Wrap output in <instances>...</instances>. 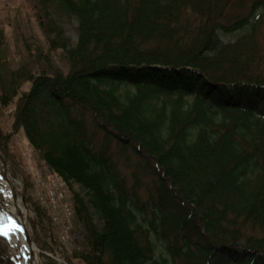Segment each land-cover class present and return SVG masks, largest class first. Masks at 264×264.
<instances>
[{
    "label": "trees",
    "instance_id": "trees-1",
    "mask_svg": "<svg viewBox=\"0 0 264 264\" xmlns=\"http://www.w3.org/2000/svg\"><path fill=\"white\" fill-rule=\"evenodd\" d=\"M240 1L38 0L48 51L60 50L69 71L0 73V122L6 109L10 119L0 152L16 166L9 148L24 131L63 185L90 192L104 227L74 196L82 249L65 254L68 263L264 264V0ZM55 17L77 21L74 47ZM91 132L134 160L156 192L142 201L135 172L127 188L116 161L92 150ZM26 199L43 232L33 242L52 252L49 219Z\"/></svg>",
    "mask_w": 264,
    "mask_h": 264
},
{
    "label": "rangeland",
    "instance_id": "rangeland-1",
    "mask_svg": "<svg viewBox=\"0 0 264 264\" xmlns=\"http://www.w3.org/2000/svg\"><path fill=\"white\" fill-rule=\"evenodd\" d=\"M236 1L241 2L240 0ZM37 3L38 0H0V73H2L6 79L10 77L11 73L44 72L48 75H52L56 73V71H61L64 74L69 71V66L64 61L60 50L55 52L48 51L46 38L40 29L39 22L37 20V16L39 14L37 9L38 7L36 8ZM55 19L64 32V38L67 41L68 47H74L77 42V21L74 18L66 17H55ZM262 29L263 28L260 30L263 33ZM245 32L246 30L239 31L234 35H221V39L223 43H232ZM259 36L260 35L258 34V41L260 39ZM259 44L262 45L261 42ZM1 83L2 82L0 81V89L2 86ZM17 84L20 85V90H27L29 88V84L23 83L22 79H18ZM117 90L119 93H123L128 90V87L127 85H122ZM159 96H161L164 100L167 99L164 94H160ZM15 100L16 98L13 99L12 103L9 105V110H11L10 108H13ZM6 110H4L3 119L0 122V129L3 132L9 131L10 127V119L7 118ZM52 110L53 109L51 108H47L42 112V119L40 118L39 121L41 128H43V121L49 119V113L51 114V112H53ZM67 110L70 119L75 120L78 118V115H76L74 111L75 109L68 107ZM84 119L85 121L89 120L88 115L85 116ZM49 126L51 125L49 124ZM46 130L47 129H45V131ZM132 132L134 134L137 133L135 130ZM89 136L92 139L91 148L93 151L105 152L111 159H113V161H116L119 176L123 178L127 188L132 185L134 180L133 176L131 175L132 172H135L136 176L146 183L141 188L142 190L138 191V196L142 199V201H145L149 196V192L146 191V189H151L153 192H156V187L150 183V176H148L147 173L141 171L137 167L134 160L128 161L124 155L115 151L112 146L104 145L98 135H93L91 132L89 133ZM9 151L11 152V155L14 156V162L18 167L14 166V164L10 162L12 157L11 159L7 158L1 152L0 167L3 173H6L8 179L14 184V192L16 197L23 202L25 228L30 240L33 242L34 238H38L40 241H42L43 232L36 224L38 221L35 219L34 208L32 204L26 199L27 197L31 196L32 191L25 185V174L28 173L34 182L35 179L38 178L39 172H43V176H47L48 169L46 165L40 160L39 153L33 151V148L29 144L24 131H20L14 135ZM56 176L52 175V177H47L46 182H43L44 187H49L50 185L56 184L57 187L60 186L61 188L66 189L69 200L76 196L80 201H82V203L85 204L93 226L98 232H102L104 221L99 216L97 211L94 210L93 205L90 202L92 198L90 192L83 187L81 188L77 186L75 183H71L69 187H66L65 185L60 184V179ZM2 188L3 186L0 183V189ZM0 197H2V194H0ZM252 204L250 206L248 205L249 207H243L244 210L246 208V210L249 208L251 209ZM236 207L238 209L241 208V206ZM0 214H2L0 215V224H2L5 222V217L1 210ZM213 216L214 215L212 214L211 218L208 217L209 222L212 221ZM33 223L36 224L35 227H33ZM75 232L77 235L78 233L76 230ZM35 246L39 249L38 245L35 244ZM59 249L60 248L57 247V245L53 246L52 256L56 259H59L58 256H62V252ZM8 256L9 243L4 237H0V258L6 260ZM38 258L39 264H43L44 260L41 258L40 254H38ZM72 261L73 263L82 264L81 262H78L74 259Z\"/></svg>",
    "mask_w": 264,
    "mask_h": 264
},
{
    "label": "bare ground",
    "instance_id": "bare-ground-1",
    "mask_svg": "<svg viewBox=\"0 0 264 264\" xmlns=\"http://www.w3.org/2000/svg\"><path fill=\"white\" fill-rule=\"evenodd\" d=\"M3 171L0 167V183L3 186V194L0 197V210L4 217H11L16 224L20 226L22 231H17L11 236L9 243V264H39L38 261V248L34 244H28L25 240V221H24V208L23 202L19 198L12 197V190L14 184L8 179V177H2ZM11 194L10 196L8 194ZM72 215L62 214L59 216L57 225H67L76 227L77 221L71 217ZM9 221L5 219V222L0 225V229L5 228ZM52 231L54 227L51 228Z\"/></svg>",
    "mask_w": 264,
    "mask_h": 264
},
{
    "label": "built area",
    "instance_id": "built-area-1",
    "mask_svg": "<svg viewBox=\"0 0 264 264\" xmlns=\"http://www.w3.org/2000/svg\"><path fill=\"white\" fill-rule=\"evenodd\" d=\"M46 199L48 206L54 210V211H61L63 214L66 215H71L70 213V209L67 206V204H65L63 202V196L61 193H59L58 191H56L53 188H50L46 191L45 195L40 196V200ZM54 220H57L56 218H54Z\"/></svg>",
    "mask_w": 264,
    "mask_h": 264
},
{
    "label": "snow or ice",
    "instance_id": "snow-or-ice-1",
    "mask_svg": "<svg viewBox=\"0 0 264 264\" xmlns=\"http://www.w3.org/2000/svg\"><path fill=\"white\" fill-rule=\"evenodd\" d=\"M3 192L4 190L0 189V194H3ZM8 195L10 196L11 194L9 193ZM5 219H7L9 223L5 228L0 229V236L10 241L11 236H13L17 231H22V229L18 224H16V222L11 217H5Z\"/></svg>",
    "mask_w": 264,
    "mask_h": 264
},
{
    "label": "water",
    "instance_id": "water-1",
    "mask_svg": "<svg viewBox=\"0 0 264 264\" xmlns=\"http://www.w3.org/2000/svg\"><path fill=\"white\" fill-rule=\"evenodd\" d=\"M3 177L6 178L5 175H3ZM12 196H13L14 199L16 198L15 193L13 192V190H12ZM25 238H26V242L28 244H31V241H30L29 236L27 234H25ZM4 262H5V264H8L9 260L4 261Z\"/></svg>",
    "mask_w": 264,
    "mask_h": 264
}]
</instances>
